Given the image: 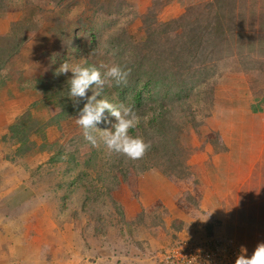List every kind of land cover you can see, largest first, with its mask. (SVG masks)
Wrapping results in <instances>:
<instances>
[{
  "label": "rangeland",
  "instance_id": "obj_1",
  "mask_svg": "<svg viewBox=\"0 0 264 264\" xmlns=\"http://www.w3.org/2000/svg\"><path fill=\"white\" fill-rule=\"evenodd\" d=\"M211 4L212 10L209 6ZM186 9H192L189 14L203 13L209 20L217 21L216 24L220 22L223 31L232 25L233 29H230L235 37L239 35L241 38H236L231 45L215 41L214 38L210 43L207 42L209 49L217 48L220 52L213 53L218 57L206 62L204 68L201 67V72L193 76V86L188 89L185 104L194 113L195 119L204 125L205 119L221 106L231 107L235 102L239 106L245 105L264 97V0H62L58 4L53 0H0V38L14 22L25 20V24H35L32 30H27L30 39L38 36L40 46L47 48L35 54V57L38 55L36 59L39 69L33 73L26 70L30 75L27 78L19 76V83L30 89L32 99L34 97L26 108L40 98L39 103L31 108L32 116L40 120V126L43 125L28 138V142L34 143L33 150L18 155L16 148L19 144L10 137L9 126L23 111L0 131V181L4 184L2 193L4 192V196L7 194L8 186L5 182L11 187L21 182L31 188L29 203L34 213L42 214L40 223L33 224L32 227L41 228L42 236L47 238L41 243V248L44 249L41 264H173L166 263V254H176L172 251L176 249L185 253L189 243H199L206 237L198 229L190 236L183 237L189 230L184 232L186 228L175 222V225L169 226L167 242L159 241L152 245L145 238V224L141 223L145 217L141 220V217L137 219V215L126 220L122 207L113 197L114 191L119 187L132 190V186L146 178L147 174L151 176L156 173L163 179H167L168 175L186 178L189 175L188 159L204 137L200 129L202 125L194 127L192 121H187L184 126L182 143L185 146L183 149H187L188 153L185 154L187 158L184 157L183 166L176 167V171H172L174 167L167 168L164 163L167 158L153 150L156 156L153 160L160 167L143 171L147 168L143 161H124L125 163L119 164L126 171L123 178L118 168L111 170L108 167L109 157L112 156L104 144L101 146H104L103 152L107 155L96 157L94 162L86 164V160L89 161L93 151L99 147L102 131L111 129L115 118L105 112L109 122L97 125L101 130L94 133L98 142L93 146L85 140L82 128L76 123L78 115L61 120L58 124H50L52 118L60 112L61 106L44 102L42 90L35 88L33 83L42 74L48 75L50 70H57L65 61L75 65L83 64L90 58L99 67L112 65L114 56L106 50L105 45L122 28L139 46L151 37L162 42L160 48L165 49L169 44L164 40L181 35L183 29L180 26L164 31L159 24L172 22L175 25L174 21H180ZM203 17V21L200 19L202 22L206 21ZM148 21H154L150 30L153 34L150 35L146 31ZM55 29L58 30L57 34L54 33ZM39 33L43 36L39 37ZM248 34L252 37L247 38ZM92 38L95 41L94 47ZM28 42L29 38L25 44ZM29 45L34 49L39 47L37 42ZM27 48L25 45L22 49L27 51ZM201 49L197 58L204 54ZM22 54L15 57L13 66H8L7 74H22V65L28 64L24 62L27 58L22 60ZM194 66L195 63L192 69ZM100 71L103 73L104 69L100 68ZM67 76L71 77V73ZM156 91L146 92L147 107H156L158 102L165 108L182 107L181 101L171 97L170 93L162 91L158 95ZM111 94L108 102L116 106V96ZM87 95L91 96L92 91L89 90ZM72 104L73 100L67 103L68 106ZM181 112L180 109L175 111V120L180 124L182 121L179 118L184 116ZM150 115L149 113L145 119ZM46 122L49 123L44 125ZM215 136L214 139L217 138V133ZM42 144L47 147H42ZM60 148L61 161H50V156L55 155ZM72 156L75 159L69 161ZM263 164L264 161L260 170L258 171V167L254 171L256 184L249 187L248 196L250 194L254 198L248 199V213L240 217V220L230 222V233H226V236L209 232L212 230L205 231L208 236L224 238L227 242L230 240L228 247L247 256L252 254L258 243H264ZM150 165L151 162H148V167ZM100 170L104 171L101 172L103 176L95 177ZM114 176L118 178L117 182ZM86 190L94 192L95 198L92 201L85 202V196L88 195ZM1 209L0 213L3 212ZM67 222L74 224L71 230L75 234L67 236L66 232L62 233ZM60 248L64 251L58 257H43Z\"/></svg>",
  "mask_w": 264,
  "mask_h": 264
},
{
  "label": "crops",
  "instance_id": "obj_2",
  "mask_svg": "<svg viewBox=\"0 0 264 264\" xmlns=\"http://www.w3.org/2000/svg\"><path fill=\"white\" fill-rule=\"evenodd\" d=\"M41 36L43 34L39 33ZM36 42L39 47L30 48L29 44ZM40 44L38 36L29 37L25 44L28 52L26 49L20 52L22 60L29 59L24 61L28 64L22 65V74H12L7 85L0 87V131L34 99L31 90L19 83V76L27 78L30 75L26 70L33 73L39 69L35 54L47 49ZM200 129L204 137L188 159L186 178L168 175L163 179L156 173L147 174L132 190L119 187L114 191L113 197L122 207L126 220L144 211L145 220L141 223L144 222L145 238L152 245L167 242L169 226L175 222L186 228L184 232L189 230L183 237L197 229L206 237L207 230L226 236L230 233V222L248 213L249 200L254 198L248 196L249 187L256 184L254 171L258 167L259 171L264 161V103L258 99L240 106L237 102L231 107L221 106L205 119ZM20 183L11 187L5 182L8 189L4 196V184L0 181V209L3 211L0 213V264H41L44 250L41 243L47 238L42 236L41 228L32 225L40 223L42 214L34 213L29 203L31 188ZM64 226L63 234H75L71 230L73 223L67 222ZM63 251L60 248L43 257L56 258Z\"/></svg>",
  "mask_w": 264,
  "mask_h": 264
},
{
  "label": "trees",
  "instance_id": "obj_3",
  "mask_svg": "<svg viewBox=\"0 0 264 264\" xmlns=\"http://www.w3.org/2000/svg\"><path fill=\"white\" fill-rule=\"evenodd\" d=\"M60 1L62 0H53L56 4L60 3ZM209 6H211L212 10V4ZM191 10L192 9H186L184 14L180 17V21H174L175 25H172V22L159 24L163 26L162 29L164 31H169L170 29L174 30V28H179L180 26H182L183 29L181 35L176 36L174 39L166 38L164 40L169 44L166 45L165 49L160 48L162 42H158L151 37V39L148 38L145 44L139 46L138 42L127 35L123 28L115 32L114 36L111 37L112 39L110 38L105 45L106 50L114 56L113 64H120L121 66L126 65L131 69V74L126 86H106L100 99L109 101L111 99L109 98L112 95L111 93H114L117 100L116 107H120V105L123 104L124 106H132L136 110L140 117V123L137 127L129 130V135L141 137L151 144V148L147 151L145 156L142 159L135 160L137 162H144L147 168L143 171L157 166L160 167V164H156V160H153L156 157L153 150L167 158L164 163L169 169L174 167L172 171H176V167L178 166H183L184 157L187 158L185 154L188 153L187 149H183V128L186 126V123H188L187 121H192L194 127L203 124V122L195 119L194 113L185 104V98L188 89L193 86V76L201 72V67L203 69L207 64L206 62H210L218 57L213 54L217 52L218 49H209V46L206 44L210 43L213 38L216 39L215 41H222L227 45H231L232 41H235L236 38L237 40L241 39L239 35L235 37V33L231 30L233 29L232 25H230L231 29L227 27L225 31H223L220 22L216 24L217 21L213 22L209 20L208 16L203 13H196L195 15L189 14ZM202 17L205 18L206 21L202 22ZM216 17L218 18V16ZM200 19H202V21H200ZM153 22L154 21H148L147 23L146 31L148 35L153 34V32L150 31L152 29L151 25H154ZM25 23V20L14 22L9 31L0 38V87L7 85L8 80L12 77L10 74L3 75V73L5 70L8 72V69L15 63V57L20 54L25 43L28 41L29 35L27 30H32L35 25ZM57 32L58 30L55 29L54 33L57 34ZM251 37L250 34H248L247 38ZM91 43H93L92 47H94L95 41L93 38ZM240 46L242 45L240 44ZM250 46L252 47L253 45ZM200 49L204 54L200 56V58H197ZM49 54L52 55L51 52H49ZM193 63H195L194 69H192ZM80 65L88 67L95 66L100 69L90 58H87L84 63ZM55 72L56 70H50L48 75L42 74L40 78L33 81L36 86L35 88L38 90L40 88V90H42V100L44 102H53L54 105L61 106L60 112L52 118L50 124H58L61 120H65L70 116L79 115V111L82 109L84 103H86V100L78 98V104L74 105L73 102L72 106H68L67 103L72 100L68 97L70 86L68 80L70 77L67 75L56 76ZM154 89L157 90L156 93L158 95L162 91H165V94L170 93L171 97L174 96L175 99L181 101L182 107L165 108L160 102H158V106L156 107H147L146 92ZM38 100L26 108L9 126L10 137L14 138L19 144L16 148V153L18 155L33 150L34 143L28 142V138L33 132H37L43 127V125L40 126V120L33 117L31 114V108L39 103ZM260 100L264 103V97L260 98ZM177 109L182 110L181 113H184L183 118H179L182 124L175 120V111ZM149 113L151 115L145 119ZM29 123H33V125ZM48 123L49 122H46L44 125ZM114 123L115 122H113V124ZM98 144L99 147L93 151L90 156L92 158L89 161L86 160V164H89L91 161L94 162L96 157L107 155L106 152H103L104 146H101L103 145L102 140H100ZM42 147L47 146L42 144ZM61 154L62 149L60 148V150H56L55 155L50 156L49 160L61 161ZM110 156L112 157H109L108 167L111 170L118 168L121 171V176L125 178L126 171L122 169L119 164L122 162L125 163L124 161H134L123 155L111 154ZM74 159L75 158L72 156L69 161H73ZM148 162H151L150 167H148ZM161 168H163V166ZM102 169H105V167ZM101 172L104 171H98L95 177H99L100 175L102 177L103 174ZM114 179L115 182L118 181L116 176H114ZM109 189L110 187L108 190ZM86 191L88 195L85 196V202L92 201L95 198L94 192L91 190ZM140 217L141 219L144 217V211L138 214L137 219ZM154 223L157 224V220Z\"/></svg>",
  "mask_w": 264,
  "mask_h": 264
},
{
  "label": "clouds",
  "instance_id": "obj_4",
  "mask_svg": "<svg viewBox=\"0 0 264 264\" xmlns=\"http://www.w3.org/2000/svg\"><path fill=\"white\" fill-rule=\"evenodd\" d=\"M100 68L104 69L103 73L95 66L73 65L65 61L61 63L55 75H67L70 72L68 97L73 100L74 105L79 103V99L86 100L76 118L85 140L93 146L97 145V136L94 133L101 130L97 128L98 124L109 122L105 116L107 111L115 118L111 129H104L100 136L108 153L123 155L133 161L142 159L151 148V144L141 137L129 135V130L140 123L136 110L123 104L116 107L108 100L100 99L106 86H126L131 69L120 64L101 65ZM3 75H7L6 70ZM89 90L92 91L91 96L87 95ZM234 264H264V243H258L250 256L243 253L238 255Z\"/></svg>",
  "mask_w": 264,
  "mask_h": 264
},
{
  "label": "built area",
  "instance_id": "obj_5",
  "mask_svg": "<svg viewBox=\"0 0 264 264\" xmlns=\"http://www.w3.org/2000/svg\"><path fill=\"white\" fill-rule=\"evenodd\" d=\"M225 240L215 236L202 238L199 243H189L185 253H181L178 249L172 250L176 254H166L165 261L173 264H234L240 253L235 248L228 247L230 240L228 242Z\"/></svg>",
  "mask_w": 264,
  "mask_h": 264
}]
</instances>
